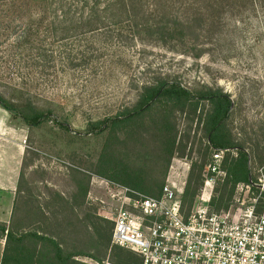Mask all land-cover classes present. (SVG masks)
Here are the masks:
<instances>
[{"label": "rangeland", "instance_id": "374dc122", "mask_svg": "<svg viewBox=\"0 0 264 264\" xmlns=\"http://www.w3.org/2000/svg\"><path fill=\"white\" fill-rule=\"evenodd\" d=\"M41 2L0 0V95L15 104H31L51 112V117L63 124L50 120L40 128L28 127L0 107V168L1 163L10 167L8 160L12 157L11 167L19 170V207L41 206L50 220H60L59 199L72 201L77 192V171L90 178L86 206L96 208L98 217L115 216L118 204L109 195V182L93 173L108 130L95 135L90 125L132 108L143 87L158 80L178 83L193 95L202 90L228 95L234 104L228 129L234 142L248 154L251 178L264 169V0H145L148 4L141 15L161 19L167 14L168 20L189 23L186 44L159 42L126 23L116 24L113 21L119 14L113 11L98 14L106 21L102 26L98 22L85 25L88 13L74 8V22L59 23L57 20L67 12L62 14L61 8L56 9L57 19L56 10L52 12L46 2ZM195 9L201 13L206 9V18L212 21L203 23ZM157 108L163 109L160 105ZM210 110V104L203 102L197 115L204 117ZM150 117L144 118V124ZM190 119L188 111L171 116V124L175 123L178 131L177 145L182 142L186 151L174 154L165 177L168 156L159 154L154 132L140 133L144 131L139 128L142 144H135L141 155L134 162L143 167L146 178L163 182L164 186L171 174L182 187L181 199L192 167L203 162L208 145L203 125L197 118L194 122ZM119 136L124 138L125 131ZM136 149L130 147L134 153ZM230 152V156L237 157L235 151ZM212 155L209 153L204 167ZM224 160L221 169L225 176L216 180L209 203L210 210L218 214L236 209L238 199L245 198L248 203L249 198L257 196L244 197L238 184L227 207L217 209L225 185ZM204 167L203 187L196 199L204 188ZM93 180L99 182L94 184L96 189ZM9 196L4 192L5 200L0 197V205L5 202L0 207L5 211L12 204ZM182 204L188 214L193 205L183 200ZM69 218H75L73 213ZM58 231L52 229L53 234ZM73 232L69 236L71 248L77 239ZM79 260L93 263L86 258Z\"/></svg>", "mask_w": 264, "mask_h": 264}, {"label": "trees", "instance_id": "16d2710c", "mask_svg": "<svg viewBox=\"0 0 264 264\" xmlns=\"http://www.w3.org/2000/svg\"><path fill=\"white\" fill-rule=\"evenodd\" d=\"M49 5L52 12L61 8L64 17L59 18L56 10L57 22L70 24L74 22L71 17L72 8L77 12H87L85 25L106 21L98 17L100 12H116L119 17L114 19L116 24H128L137 28V32H145L151 38L156 37L159 42L178 41L186 44V31L189 23L177 19L168 20V15H162L161 19L155 16L141 15V11L148 4L145 0H41ZM41 2V3H42ZM16 4L15 1L13 3ZM210 8V6H207ZM202 18L203 23L211 22L212 18H206V9L201 13L195 9ZM81 19V18H80ZM84 21L82 18L81 22ZM154 36V37H152ZM21 38V37H20ZM203 102H208L211 110L204 115H197ZM162 108L158 109V106ZM233 102L228 95L221 91L202 90L195 95L178 83H167L158 80L157 83L143 87L141 97L132 108L125 109L122 113L105 121L90 125L93 133L100 134L108 130V136L103 150L95 165L93 173L100 179L152 197H159L163 182H155L146 178V172L139 161L141 152L135 148V144H142L139 128L144 132H154V137L159 143L161 155L168 156V162L164 173L169 167L171 158L177 151L185 152L186 145H177L178 131L176 125L171 124V116L176 112L191 114V121L198 119L199 125H203L204 134L208 145L203 154V162L195 164L189 174L188 185L183 195V203L193 205L196 196L203 187L202 170L209 153L226 150L223 168L226 172L225 185L221 198L216 203L217 209L227 207L238 184L250 182L249 157L245 149L234 142L228 121L233 110ZM0 107L25 125L32 128H40L46 122L52 120L55 124L63 126L57 119L51 117V112L41 111L31 104L18 105L3 98L0 95ZM157 109V110H156ZM159 110V111H158ZM155 111V114H153ZM150 115L147 119L144 118ZM203 117V118H202ZM64 129H68L64 125ZM140 130V131H141ZM125 131L124 138L119 133ZM136 149L135 153L130 147ZM124 149V152L122 151ZM235 151L237 157L230 156ZM134 153V154H133ZM130 154H133L132 158ZM138 156L136 159L135 157ZM74 181L77 192L71 202L62 201L59 204L62 218L50 220L41 206L19 207L17 193L11 220L8 226L0 223V238H5V247L0 264H142L141 258L135 253L124 248L112 245L113 223L108 219L98 217L96 208L86 206V198L90 178L80 172L74 173ZM18 192V191H17ZM19 194V193H18ZM63 203V205H62ZM215 202H212L214 204ZM63 206V207H62ZM75 217L70 220L69 213ZM81 214L82 217H78ZM77 215V216H76ZM30 223L34 228L30 229ZM59 230L56 234L52 229ZM71 230V232H70ZM76 234L74 248L69 244V236ZM78 244V247H77ZM80 258L90 259L93 263H85Z\"/></svg>", "mask_w": 264, "mask_h": 264}, {"label": "built area", "instance_id": "2783aa9c", "mask_svg": "<svg viewBox=\"0 0 264 264\" xmlns=\"http://www.w3.org/2000/svg\"><path fill=\"white\" fill-rule=\"evenodd\" d=\"M227 153L213 152L202 195L188 214L171 174L159 197L107 184L118 204L117 214L107 218L114 224L112 245L135 253L142 264H264V169L237 187L244 197L257 193L248 203L238 199L236 209L219 214L209 208Z\"/></svg>", "mask_w": 264, "mask_h": 264}, {"label": "crops", "instance_id": "0c3cea01", "mask_svg": "<svg viewBox=\"0 0 264 264\" xmlns=\"http://www.w3.org/2000/svg\"><path fill=\"white\" fill-rule=\"evenodd\" d=\"M12 157H10V159L8 160L9 161V164H13L14 161L11 160ZM10 165V167H4V165L1 163V167L0 168V197L2 199V201H4V192L5 193H9L10 196L8 197L9 199V203L11 205H8V208L7 210L5 211L3 209V207H0V223L1 224H8V222L10 221V218H11V214H12V207H13V203L15 201V198H16V190H17V180H18V175H19V170L15 168H12ZM95 180H93V184H92V187L94 189H96V187H94L96 184L99 183V182H96ZM103 184V183H102ZM4 199V200H3ZM5 205V202H3L0 206H4ZM4 211H3V210ZM4 247H5V243L3 241L2 238H0V253L3 254V251H4ZM0 259H2V255H0Z\"/></svg>", "mask_w": 264, "mask_h": 264}]
</instances>
